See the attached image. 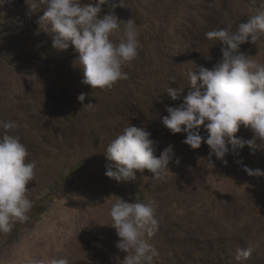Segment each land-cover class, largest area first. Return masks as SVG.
Here are the masks:
<instances>
[{"label": "rangeland", "instance_id": "1", "mask_svg": "<svg viewBox=\"0 0 264 264\" xmlns=\"http://www.w3.org/2000/svg\"><path fill=\"white\" fill-rule=\"evenodd\" d=\"M94 3L81 0V6ZM258 8L264 0H125L114 11L121 21L134 20L141 48L124 68L129 79L108 91L82 83L73 47L53 46L49 28L38 23L46 10L41 0H0V122H18L25 162L35 163L26 186L29 219L0 234V264L60 258L122 264L127 254L116 247L109 215L118 198L155 202L159 227L149 242L159 254L153 264H264V177L243 170L264 171L261 141L233 152L226 140L227 163L215 156L209 161L206 143L191 149L183 143L185 133L172 134L161 122L168 107L183 103L189 73L222 59L223 45L205 33L236 32ZM108 11L103 6L101 15ZM240 51L264 65V37ZM169 87L182 91L179 99L166 93ZM130 124L151 133L157 157L173 146L166 179L153 180L147 170L130 182L105 175L106 148ZM198 131L209 135L203 125ZM253 135L243 125L236 134L242 141ZM249 243L259 247L237 261V249Z\"/></svg>", "mask_w": 264, "mask_h": 264}, {"label": "clouds", "instance_id": "2", "mask_svg": "<svg viewBox=\"0 0 264 264\" xmlns=\"http://www.w3.org/2000/svg\"><path fill=\"white\" fill-rule=\"evenodd\" d=\"M46 10L39 19L52 33L53 46L60 50L73 47L83 66L82 83L94 89L110 91L119 81L129 79L124 68L138 58L141 45L134 20L126 22L115 14L117 7L124 8L125 0H95L94 5L81 6V0H41ZM108 5L107 14L101 15ZM35 4L32 5V8ZM121 26L123 29L121 30ZM208 40L218 41L222 59L211 69L199 66L189 73L190 90L179 107H168V115L162 124L172 133H185L184 144L199 149L202 141L210 148L212 156L224 162L229 153L243 148H256V140L264 147V65L254 62L240 51L245 43L256 44L264 37V8L240 23L236 32L221 28L205 33ZM182 91L169 87L167 94L177 100ZM85 100V94L78 97ZM95 104L85 107L94 108ZM0 234H9L17 224L28 221L32 201L26 186L34 179L35 163H26L28 151L16 135L18 122H0ZM205 126V139L198 129ZM250 128L253 138L242 141L237 138L240 126ZM151 133L143 127L130 124L123 133L112 140L106 148L105 175L117 182L137 180V173L145 170L153 180L166 179L169 163L173 160V146L169 145L157 157ZM179 164V159L176 160ZM243 170L250 177H264L261 169ZM155 202H125L118 198L111 206L109 215L119 238L116 247L127 255L122 264H153L158 251L149 242L158 230L155 218ZM259 247L249 243L238 248L235 259L249 258ZM33 264H70L67 258L46 261L38 259Z\"/></svg>", "mask_w": 264, "mask_h": 264}]
</instances>
